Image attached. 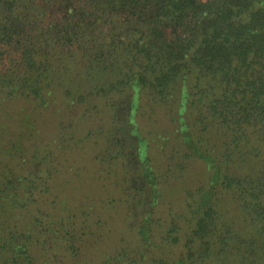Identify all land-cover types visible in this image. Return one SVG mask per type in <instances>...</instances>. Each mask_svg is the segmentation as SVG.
Returning a JSON list of instances; mask_svg holds the SVG:
<instances>
[{
    "label": "trees",
    "instance_id": "trees-1",
    "mask_svg": "<svg viewBox=\"0 0 264 264\" xmlns=\"http://www.w3.org/2000/svg\"><path fill=\"white\" fill-rule=\"evenodd\" d=\"M58 89L68 107L125 89L173 103L212 167L184 250L154 264H264V0H0V264H93L75 229L51 247L32 126Z\"/></svg>",
    "mask_w": 264,
    "mask_h": 264
},
{
    "label": "rangeland",
    "instance_id": "rangeland-1",
    "mask_svg": "<svg viewBox=\"0 0 264 264\" xmlns=\"http://www.w3.org/2000/svg\"><path fill=\"white\" fill-rule=\"evenodd\" d=\"M51 98L39 108L42 118L32 129L41 141L38 152L48 157L43 174L47 171L44 179L50 186L41 193L43 206L52 217H62L63 233L53 251L65 253L67 231L75 229L93 264L176 259L193 226L189 202L209 184L212 171L183 136L179 107L152 106L145 95L128 89L70 107L60 89ZM210 136L211 142L222 140L216 133ZM5 157L0 149V160ZM173 223L177 241L168 237Z\"/></svg>",
    "mask_w": 264,
    "mask_h": 264
}]
</instances>
